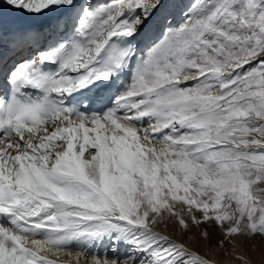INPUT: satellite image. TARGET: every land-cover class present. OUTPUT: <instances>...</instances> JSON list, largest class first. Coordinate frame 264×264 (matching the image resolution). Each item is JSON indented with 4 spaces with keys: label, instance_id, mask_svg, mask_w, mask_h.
<instances>
[{
    "label": "snow or ice",
    "instance_id": "1",
    "mask_svg": "<svg viewBox=\"0 0 264 264\" xmlns=\"http://www.w3.org/2000/svg\"><path fill=\"white\" fill-rule=\"evenodd\" d=\"M257 240L264 0H0V264Z\"/></svg>",
    "mask_w": 264,
    "mask_h": 264
},
{
    "label": "rangeland",
    "instance_id": "2",
    "mask_svg": "<svg viewBox=\"0 0 264 264\" xmlns=\"http://www.w3.org/2000/svg\"><path fill=\"white\" fill-rule=\"evenodd\" d=\"M195 239V234L188 237L187 243H191ZM215 239V236L213 237ZM195 248L200 249L202 254H205L206 258L211 261V264H237L235 260L228 259L221 250L213 244L210 248L207 246H201L195 244ZM244 251L248 253L254 264H264V245H260L259 241L255 245H245ZM227 262V263H226Z\"/></svg>",
    "mask_w": 264,
    "mask_h": 264
},
{
    "label": "bare ground",
    "instance_id": "3",
    "mask_svg": "<svg viewBox=\"0 0 264 264\" xmlns=\"http://www.w3.org/2000/svg\"><path fill=\"white\" fill-rule=\"evenodd\" d=\"M227 263V262H226ZM254 264V263H253Z\"/></svg>",
    "mask_w": 264,
    "mask_h": 264
}]
</instances>
